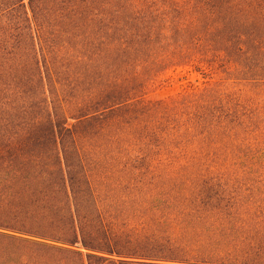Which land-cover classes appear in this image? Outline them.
<instances>
[{
	"label": "trees",
	"instance_id": "1",
	"mask_svg": "<svg viewBox=\"0 0 264 264\" xmlns=\"http://www.w3.org/2000/svg\"><path fill=\"white\" fill-rule=\"evenodd\" d=\"M0 264H264V0H0Z\"/></svg>",
	"mask_w": 264,
	"mask_h": 264
},
{
	"label": "rangeland",
	"instance_id": "2",
	"mask_svg": "<svg viewBox=\"0 0 264 264\" xmlns=\"http://www.w3.org/2000/svg\"><path fill=\"white\" fill-rule=\"evenodd\" d=\"M168 76H170V81L163 83L162 87L158 90L159 94H168L175 92L181 88V84L185 83L186 80L182 79L180 76V73H173L169 72ZM194 77H191L190 79H193Z\"/></svg>",
	"mask_w": 264,
	"mask_h": 264
}]
</instances>
